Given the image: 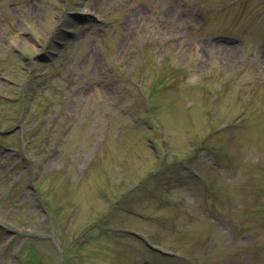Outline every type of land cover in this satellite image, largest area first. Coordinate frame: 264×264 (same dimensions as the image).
I'll use <instances>...</instances> for the list:
<instances>
[{
    "label": "rangeland",
    "instance_id": "obj_1",
    "mask_svg": "<svg viewBox=\"0 0 264 264\" xmlns=\"http://www.w3.org/2000/svg\"><path fill=\"white\" fill-rule=\"evenodd\" d=\"M0 264H264V0H0Z\"/></svg>",
    "mask_w": 264,
    "mask_h": 264
}]
</instances>
